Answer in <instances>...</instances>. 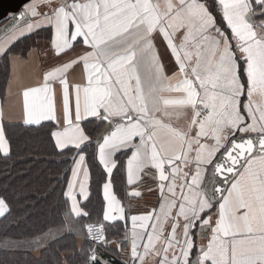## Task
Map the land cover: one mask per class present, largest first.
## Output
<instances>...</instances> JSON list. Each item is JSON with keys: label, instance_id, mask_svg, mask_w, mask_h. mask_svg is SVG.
I'll list each match as a JSON object with an SVG mask.
<instances>
[{"label": "snow or ice", "instance_id": "6c2138e0", "mask_svg": "<svg viewBox=\"0 0 264 264\" xmlns=\"http://www.w3.org/2000/svg\"><path fill=\"white\" fill-rule=\"evenodd\" d=\"M18 20L0 59L28 61L39 49L16 52L15 41L47 29L44 55L58 61L21 87L23 123L55 122V147L75 153L69 214L90 216L78 197L89 200L91 163L107 176L103 221L124 232L112 241L103 223L86 224L81 264L126 242L129 264H264V0H29ZM10 121L0 102L5 156ZM122 155L129 186L151 173L158 211L129 216L117 198Z\"/></svg>", "mask_w": 264, "mask_h": 264}, {"label": "trees", "instance_id": "16d2710c", "mask_svg": "<svg viewBox=\"0 0 264 264\" xmlns=\"http://www.w3.org/2000/svg\"><path fill=\"white\" fill-rule=\"evenodd\" d=\"M50 33L42 29L15 41L16 52L37 49L48 42ZM12 66L0 59V102L6 104ZM56 130L51 122L29 126L7 123L6 134L11 145L10 153H0V198L8 205V211L0 218V264H81L80 248L88 247L82 229L89 223H102L104 200L102 185L106 175L102 167L89 163V200L81 206L89 212L88 218H74L69 233L67 219L69 203L66 187L74 152L57 149L50 131ZM99 131V129H97ZM126 156H120L122 163ZM123 164V163H122ZM114 171L112 181L115 192L124 189L122 170ZM113 230V237L123 238L124 232ZM108 237V236H107ZM43 238V244L38 241Z\"/></svg>", "mask_w": 264, "mask_h": 264}, {"label": "crops", "instance_id": "0c3cea01", "mask_svg": "<svg viewBox=\"0 0 264 264\" xmlns=\"http://www.w3.org/2000/svg\"><path fill=\"white\" fill-rule=\"evenodd\" d=\"M28 2L29 0H0V25L7 18V16L9 15L12 16L14 12L22 11L21 9ZM47 46H48V42L40 43L37 48L39 49V51L34 52L33 56L28 61L22 62L16 66H12L6 104L4 105L5 108L11 112L10 122L12 123L24 124L22 119V97L19 94L21 87L23 85H34L36 83L40 72V66L42 63L44 64L45 67L58 63L56 58L51 54L44 55ZM160 51L164 55L165 60L167 61L169 59L170 54L165 53L164 45H160ZM56 103H57V107L59 108L61 104V97L59 95L57 96ZM43 122H49V121H43ZM51 123L55 125V122H51ZM31 126H36V125H31ZM126 160L127 157H125L124 161H122L124 166L123 169H121L123 175V181H124V189H122L121 193L117 195L119 192H117L116 194L115 188L113 187L114 193L116 194L117 198L120 199L122 204L126 207V211L129 216L143 215L146 214L147 212L152 211L153 209H156L158 211L160 194L157 189L156 181L153 179L151 173L145 174L143 176V179L141 181H138L135 186H129L126 182ZM71 179H72V174L70 172L68 182ZM149 187H151L152 189L151 191L148 190ZM88 189H89V181H88ZM76 190L79 191L78 186ZM134 190H139L142 195L140 197H132L131 195H129V193ZM67 191L68 188L66 187V193ZM102 196H103V188H102ZM78 200L80 201V204L82 201H84L83 197H78ZM68 203L70 208V204H71L70 200H68ZM106 207H107V203L104 200V210ZM1 217L2 216H0V218ZM74 218H76L74 215H70L67 219L68 221H67L66 232L68 233H69L68 230H70L72 223H74L73 222ZM102 223L105 225H109L107 222L103 221V218H102ZM121 225H123V222H121ZM127 230L129 231V235H130V230H131L130 219L127 222ZM106 235L108 236V239L112 241L122 239V238L116 239L115 237H113L112 235H114V232L111 229H108L106 231ZM77 238L79 240L80 239L84 240L83 233L81 237L78 236ZM198 243L206 244L207 240H202V241L198 240ZM129 247L130 244L126 242L124 245V251H118L117 245L115 243H111L106 247H102V256L105 259H107L108 264H127L129 260V251H128ZM149 264H152L151 260H149Z\"/></svg>", "mask_w": 264, "mask_h": 264}, {"label": "water", "instance_id": "95a60500", "mask_svg": "<svg viewBox=\"0 0 264 264\" xmlns=\"http://www.w3.org/2000/svg\"><path fill=\"white\" fill-rule=\"evenodd\" d=\"M18 14L14 15L2 28H0V37L12 31L16 27L17 23L23 24V21L18 20ZM14 17H16L17 19L14 20ZM104 264H107V263H104Z\"/></svg>", "mask_w": 264, "mask_h": 264}, {"label": "rangeland", "instance_id": "374dc122", "mask_svg": "<svg viewBox=\"0 0 264 264\" xmlns=\"http://www.w3.org/2000/svg\"><path fill=\"white\" fill-rule=\"evenodd\" d=\"M24 8V7H23ZM23 8L21 10H23ZM21 12V11H19ZM19 12H14L13 15H17ZM13 15H9L7 16V18L3 21V23L0 25V28H2L12 17ZM14 30V29H13ZM12 30V31H13ZM12 31H10L9 33L5 34L4 36L0 37V41L4 40L8 35H10L12 33Z\"/></svg>", "mask_w": 264, "mask_h": 264}, {"label": "built area", "instance_id": "2783aa9c", "mask_svg": "<svg viewBox=\"0 0 264 264\" xmlns=\"http://www.w3.org/2000/svg\"><path fill=\"white\" fill-rule=\"evenodd\" d=\"M91 243H92V242L89 241V242H88V246H89V244H91ZM93 246H94V245H93ZM99 252H100V258H101V260H102V259H103L102 256H101V255H102V247L99 249ZM127 264H129V260H128Z\"/></svg>", "mask_w": 264, "mask_h": 264}]
</instances>
